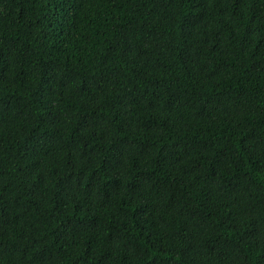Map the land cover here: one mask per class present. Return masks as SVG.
Masks as SVG:
<instances>
[{
  "label": "trees",
  "instance_id": "1",
  "mask_svg": "<svg viewBox=\"0 0 264 264\" xmlns=\"http://www.w3.org/2000/svg\"><path fill=\"white\" fill-rule=\"evenodd\" d=\"M0 264H264V0H0Z\"/></svg>",
  "mask_w": 264,
  "mask_h": 264
}]
</instances>
